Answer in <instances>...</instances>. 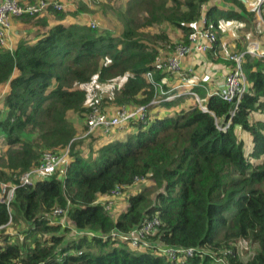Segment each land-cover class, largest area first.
<instances>
[{"label": "trees", "instance_id": "trees-1", "mask_svg": "<svg viewBox=\"0 0 264 264\" xmlns=\"http://www.w3.org/2000/svg\"><path fill=\"white\" fill-rule=\"evenodd\" d=\"M213 1L127 0L120 35L69 23L65 11L50 8L57 20L37 40L21 38L14 50L0 48V86H9L2 99L6 112L0 114V137L7 147L0 156V191L3 182L16 186L9 205L0 199V264H264V121L250 120L254 112L264 113L263 56L245 54L250 86L227 130L218 124H227L233 105L212 94L205 102L208 111L195 101L174 113L149 115L147 122L131 124L133 131L124 138L106 142L97 156L85 157L76 149L77 127L69 117L90 112L82 85L95 77L102 82L126 77L112 97L98 102L117 105L103 109L107 112L176 103L151 104L160 92L157 84L168 89L164 78L172 76L154 68L166 42L175 40L168 33H180L186 41L205 17L217 30L213 52L222 19L256 16L240 0H221L227 7ZM150 71L154 83L146 77ZM238 127L252 135L250 156L261 162L246 156ZM71 143L65 175L20 185V177L40 163L45 151ZM144 180L152 185L129 195L127 208L114 219L100 200ZM56 208L67 210L82 233L52 223ZM156 214L161 225L151 241L196 248L195 256L178 262L113 236ZM10 220L24 229L11 235L5 229ZM240 241L255 244L257 252L242 259Z\"/></svg>", "mask_w": 264, "mask_h": 264}, {"label": "built area", "instance_id": "built-area-1", "mask_svg": "<svg viewBox=\"0 0 264 264\" xmlns=\"http://www.w3.org/2000/svg\"><path fill=\"white\" fill-rule=\"evenodd\" d=\"M247 7L256 10L261 16L264 14V0H240ZM50 8L54 10H64L65 6L59 1L50 3L47 0H40L36 3H21L18 0H0V48L12 50L8 47V33L12 26L14 17H21L24 15L38 16L49 11ZM262 13V14H261ZM262 15V20H263ZM92 27H96V23H91ZM218 41L217 30L214 28V24L209 22L203 17L197 28H195L189 35L187 40L176 41L174 44L169 45L171 48L170 52H164V55H159L154 62V68L156 71L171 74L176 80L172 90H178L174 93H169V90L165 89L162 84H157L159 94L153 99L151 104H159L165 100L173 99L182 92L185 91L196 98L199 103V107L208 111L205 106V100L200 97L198 92L194 88V83L191 81L189 72L185 69L184 63L187 57L192 56L201 52H208L214 48L215 43ZM251 53L250 51L234 52L229 53L225 56V59L232 61L233 64L231 69L225 75L224 85L215 90L212 94H216L223 100L233 105V111L231 118L228 120L226 125L221 123L218 127L221 130H227L232 124V117L235 115L237 108L239 107L240 101L244 94L249 89V82L243 67L245 54ZM149 81L154 83V71H150L146 74ZM211 94V95H212ZM209 95V96H211ZM150 104V105H151ZM152 109L148 106L138 107H127L123 106L116 112L102 111L99 106H94L89 115H87V127L88 133L102 132L104 135H113L119 132L121 128L130 126L140 122H147L149 115H151ZM71 161L69 150L63 151H46L40 163L24 173L20 177V185H33L40 174L44 172H51L55 170H63L66 173V169ZM65 175V174H64ZM63 176V175H62ZM139 181V180H138ZM138 183V182H137ZM16 186L15 185H1L0 199L2 202L10 204L14 197ZM121 196V191L115 189L111 194L103 197L100 201L104 204L105 208L110 211L116 199ZM53 216H57V220H52V223H58L63 227L72 228L76 233L81 234L74 229L72 221L67 216V210L56 208ZM10 222L5 226L8 227ZM161 220L156 214L153 217L143 221L142 225L128 233H113V236H120L123 240L130 243L133 248H153L156 251L168 255L171 259L178 262H183L188 257H193L197 254L196 248L193 247H168L160 246L153 243L150 237L154 236L160 229ZM14 235L12 232H9ZM88 233V232H86ZM21 239L23 236L21 235ZM177 262V263H178ZM43 264V263H42Z\"/></svg>", "mask_w": 264, "mask_h": 264}, {"label": "rangeland", "instance_id": "rangeland-1", "mask_svg": "<svg viewBox=\"0 0 264 264\" xmlns=\"http://www.w3.org/2000/svg\"><path fill=\"white\" fill-rule=\"evenodd\" d=\"M21 3H36L40 0H28V2H23L24 0H18ZM50 3H54L55 1H59L64 4V6L68 7L65 8L63 11L67 14V22L73 23L77 22L80 24H87L92 25L91 23H96V28L98 30H105L108 29L109 31L113 32L115 35H120L123 29L125 28V21L122 17V13L125 12L126 9V3L127 0H47ZM245 5V4H244ZM250 10V9H249ZM50 11V9H49ZM47 11V12H49ZM256 13V16L250 20L248 23V27L252 30V35L258 36L260 39H264V19L262 20V14L261 16L254 10ZM53 12V11H52ZM54 14V13H53ZM44 15V14H42ZM40 15V16H42ZM40 16L38 18L34 16H30L33 18L31 21H25L26 23H29L31 25H40L42 19ZM22 20H25V17L21 18ZM56 22V18L54 19ZM246 23V24H247ZM258 26V28H257ZM243 36H246L247 34V25L244 26L242 29ZM170 41V40H169ZM177 40H174L173 42L170 41L166 42V46L164 47L163 53L161 55H164L165 52H170L171 48L169 45H172ZM126 81V77H122L119 79L114 80L113 82H102L97 77L94 78V80L91 83H88L86 85H82L83 88H85L88 92V105L90 106V109H92L94 106H99L102 111L103 109H106L107 107L111 110L117 108V105H114V103L107 101L104 104L99 105V101H103V98L106 96H113V93L120 88L124 82ZM2 99L3 95H0V114L2 110ZM205 101L207 98H202ZM196 98L192 101V104H195ZM198 103V102H197ZM190 105V106H191ZM199 105V103H198ZM189 108V106L187 107ZM91 111V110H90ZM90 112L86 114L85 117L81 118L76 115L74 112H70L69 117L70 120L74 121L76 127H77V135L74 139V142L76 143V149L80 151L83 156H97L98 150L105 144V142L109 140H105V135H101L100 133H88V127H87V115H89ZM251 122L255 123L258 120L264 121V113L261 112H254L251 117ZM131 128L130 126H125L120 129L119 133L120 135H128V130ZM131 132V131H130ZM119 135V136H120ZM237 135L238 137L244 142V149L246 156L252 160L254 164H257L261 162L260 159H251L250 153L253 149V142L251 141V134L250 132L242 129L241 127L237 128ZM125 136H122L121 138H124ZM117 139V137L112 138ZM111 139V140H112ZM72 143L63 148L60 151L63 150H69L71 154L72 149ZM5 145V139L3 136L0 137V156L3 155V153L6 150ZM46 152V151H45ZM44 152V153H45ZM43 153V154H44ZM53 174L57 175H64L65 171L63 170H55L51 172H44L40 174L39 178L44 177H50ZM4 185H12L10 181L3 182ZM1 184V185H3ZM152 183L149 180H144L142 182L135 183L134 185L127 188V190L124 192H121V196L116 200V204H114L112 210L108 211L113 216L114 219H117V217L127 208V198L129 195L138 194L144 191L147 187L151 186ZM2 191H0L1 194ZM5 229L8 230V232H12L14 235H17L19 232H21L24 229V225H15L13 222L6 227ZM238 252L242 259L247 260L250 257H252L257 252V246L253 243H250L248 241H240L236 244Z\"/></svg>", "mask_w": 264, "mask_h": 264}, {"label": "crops", "instance_id": "crops-1", "mask_svg": "<svg viewBox=\"0 0 264 264\" xmlns=\"http://www.w3.org/2000/svg\"><path fill=\"white\" fill-rule=\"evenodd\" d=\"M23 2H28L24 0ZM217 2L221 7H227L221 0H215L212 3ZM65 8H68L65 6ZM252 10V8L248 7ZM66 10V9H65ZM44 21L39 25H31L26 23L25 20L20 18H14L12 26L8 33V47L15 49V46L21 38L29 39L30 41L37 40L38 33L46 31L49 26L55 23V15L50 10L45 12L44 15L40 16ZM249 22V21H248ZM247 21H238V20H226L222 19L219 24V31L221 35L219 37V43L217 45V50H210L208 52H201L189 56L186 58L184 66L185 69L189 72L191 81L195 84L194 88L198 92L201 98H208L215 90L221 88L224 85L225 75L231 69L232 64L225 59V56L229 53L250 51L252 56H263L264 57V39H260L258 36L252 35V30L248 27ZM247 25V34L242 32L244 26ZM258 28V26H257ZM170 39H175L181 41L183 35L180 33H168ZM178 36V37H177ZM164 82L166 83L169 93L177 92L178 90H172L177 83V80L171 76L165 77ZM197 88H199L197 90ZM9 91L8 84L0 86V95H4ZM177 97L165 100L164 102L174 103L172 106L160 105L157 108L152 109L151 115L164 116L169 113H174L175 111H180L186 109L192 104L194 97L186 94L185 91H182L180 94L178 92ZM179 99V100H178ZM178 100V101H177ZM1 113H5V107L3 103L1 105ZM116 112V111H115ZM133 131V128H130L128 132ZM123 132V131H121ZM119 132L114 133L113 135H105V140L112 141V138H121ZM101 135H104L102 132H97ZM120 135V136H119ZM112 139V140H111ZM253 137L251 135V141ZM107 141V142H109ZM106 143V142H105ZM117 200V199H116Z\"/></svg>", "mask_w": 264, "mask_h": 264}]
</instances>
